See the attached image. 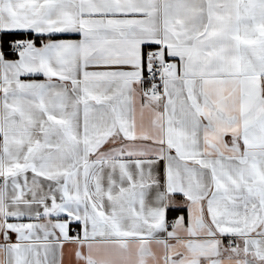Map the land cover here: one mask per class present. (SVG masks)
Wrapping results in <instances>:
<instances>
[{
	"label": "snow or ice",
	"instance_id": "6c2138e0",
	"mask_svg": "<svg viewBox=\"0 0 264 264\" xmlns=\"http://www.w3.org/2000/svg\"><path fill=\"white\" fill-rule=\"evenodd\" d=\"M66 248L264 264V0H0V264Z\"/></svg>",
	"mask_w": 264,
	"mask_h": 264
},
{
	"label": "crops",
	"instance_id": "0c3cea01",
	"mask_svg": "<svg viewBox=\"0 0 264 264\" xmlns=\"http://www.w3.org/2000/svg\"><path fill=\"white\" fill-rule=\"evenodd\" d=\"M170 213L174 214L171 217L173 219L177 215L182 214V213H177V212H173V211H170ZM69 229H70V234H74L78 230L77 229V224L76 223L70 224ZM65 264H75V258L69 256V252H68V249L67 248L65 249Z\"/></svg>",
	"mask_w": 264,
	"mask_h": 264
},
{
	"label": "trees",
	"instance_id": "16d2710c",
	"mask_svg": "<svg viewBox=\"0 0 264 264\" xmlns=\"http://www.w3.org/2000/svg\"><path fill=\"white\" fill-rule=\"evenodd\" d=\"M9 39H11V37H9ZM172 215H174V214H172V213L169 212V219H170V220L173 219V218H171Z\"/></svg>",
	"mask_w": 264,
	"mask_h": 264
}]
</instances>
